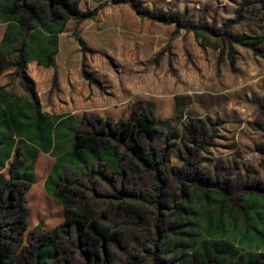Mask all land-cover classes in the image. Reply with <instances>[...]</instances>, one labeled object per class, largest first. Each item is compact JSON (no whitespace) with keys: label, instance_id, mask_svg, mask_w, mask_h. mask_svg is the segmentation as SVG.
<instances>
[{"label":"rangeland","instance_id":"rangeland-1","mask_svg":"<svg viewBox=\"0 0 264 264\" xmlns=\"http://www.w3.org/2000/svg\"><path fill=\"white\" fill-rule=\"evenodd\" d=\"M69 2L77 16L58 34V50L49 66L51 85L47 88L44 81L38 83L46 109L55 107L59 118L86 112L128 119L134 102L152 101L171 138L167 173L188 169L191 176L204 177L205 187H225L233 198L249 189L264 193V0ZM163 14L178 16L182 25L159 20ZM37 28L44 29L42 25ZM241 41L255 43L257 49ZM83 65L94 82L83 76ZM35 98L39 102L36 94ZM191 122H203L207 127L206 136L196 144L185 133ZM190 153L194 155L191 168L186 164ZM44 157L48 163L41 167L43 177L51 170L52 161L50 154ZM84 163V158L80 159L81 169ZM53 177L48 182L50 188L58 173ZM134 189L144 194L147 205L156 211L154 186L138 183ZM32 192L26 194L30 223L17 257L37 225L40 234L65 218L59 198L53 195L54 202L37 204ZM257 202L264 215V197ZM183 204L177 187L175 199L170 196L166 201L162 236L156 247L152 242L158 235L152 229L146 232L151 252L143 264H170L174 254L178 264H192L194 255L204 259L205 248L212 252L211 258L204 259L206 264H264V222L257 230H239L236 225L244 224L243 219H231L222 211L225 203L192 198L191 209L205 205L214 217L213 228L223 218V232H206L201 225L193 226L203 214L198 211L195 216L183 210ZM47 214L55 219H43ZM154 247L162 249L155 257Z\"/></svg>","mask_w":264,"mask_h":264},{"label":"trees","instance_id":"trees-1","mask_svg":"<svg viewBox=\"0 0 264 264\" xmlns=\"http://www.w3.org/2000/svg\"><path fill=\"white\" fill-rule=\"evenodd\" d=\"M76 16V8L69 0H0V22L9 23L0 45V74L8 57L15 56L23 84L35 97L32 82L24 71L25 64L37 61L46 67L52 66L58 50V34ZM157 18L176 23L178 27L182 25L176 15L163 14ZM39 25L43 31L37 30ZM77 40L82 50H86L82 39L77 37ZM241 43L257 49L255 43ZM82 73L94 82L84 65ZM77 116L80 123L75 130L74 148L102 150L107 158L103 160L96 153V161L90 167L79 172L70 167L62 171L55 192L63 199L65 218L51 230L39 234L38 227L30 232L28 245L19 257L17 249L29 227L30 207L25 192L33 180L25 173L20 174L23 165L16 161L10 178L0 180V264H143L151 252L146 232L151 229L156 232L158 237L152 242L156 247L162 236L166 201L170 196L175 199L177 187L184 199L182 209L190 210L195 216L200 211L203 217H196L193 226L201 225L206 232H223V218L219 220L222 225L218 223L213 228L214 217L205 205L191 209L192 198L219 199L225 203L222 211L231 219L237 220L238 216L243 219L244 224L236 225L239 230L241 227L257 230L264 222L257 202L264 193L249 189L233 198L225 187H205L204 177L191 176L188 169L183 173L179 168L171 173L165 171L171 138L158 119L154 102H134L128 119L86 112ZM206 132L203 122H191L185 127L186 135L194 144ZM193 158L190 153L186 160L189 168L193 166ZM138 183L154 186L156 211L147 205L146 196L134 189ZM155 247L154 257L162 251ZM211 255L205 248L204 259ZM171 258L170 264H178L175 254ZM204 259L194 255L191 263L206 264Z\"/></svg>","mask_w":264,"mask_h":264},{"label":"crops","instance_id":"crops-1","mask_svg":"<svg viewBox=\"0 0 264 264\" xmlns=\"http://www.w3.org/2000/svg\"><path fill=\"white\" fill-rule=\"evenodd\" d=\"M8 26L7 22L0 24V45ZM24 71L27 78L37 84L33 87L39 102L23 84L15 56L8 57V63L0 74V180L10 178L11 168L17 161L23 165L20 174L25 173L33 180L31 187L25 192L28 205L26 194L30 189H33L32 193L38 198L37 204L53 201V195L63 204V199L55 192L62 171L70 167L79 172L82 167L80 159L84 158L83 168H88L96 161V153H99L103 160L107 158V153L102 150L93 152L91 148L75 149L74 135L80 119L73 116L74 113L59 118L55 107L53 110L46 109L38 83L44 81L49 88L53 77L49 67L37 61H29L25 64ZM46 153L52 158V161H49L51 170L43 177L41 167L48 163L44 157ZM56 172L58 178L50 188L48 182L53 180ZM40 178L45 180L36 181ZM38 186L40 189L36 190ZM41 210L45 211L43 208ZM42 218L51 220L55 219V216L47 214ZM42 224L40 222L39 225ZM38 227L37 225L36 228ZM45 252L48 253V249Z\"/></svg>","mask_w":264,"mask_h":264}]
</instances>
